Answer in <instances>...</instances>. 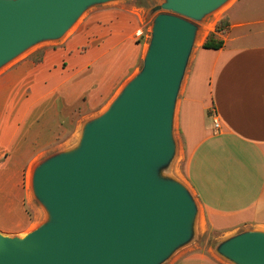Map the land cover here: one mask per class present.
<instances>
[{"label": "water", "instance_id": "1", "mask_svg": "<svg viewBox=\"0 0 264 264\" xmlns=\"http://www.w3.org/2000/svg\"><path fill=\"white\" fill-rule=\"evenodd\" d=\"M115 0H0V67L30 46L62 38L89 7ZM229 0H168L144 67L79 146L37 166L33 188L51 220L24 236L0 233V264H164L196 237V200L161 175L177 155L174 118L195 39L186 18ZM185 17V18H184ZM219 254L264 264V231L231 236Z\"/></svg>", "mask_w": 264, "mask_h": 264}, {"label": "crops", "instance_id": "2", "mask_svg": "<svg viewBox=\"0 0 264 264\" xmlns=\"http://www.w3.org/2000/svg\"><path fill=\"white\" fill-rule=\"evenodd\" d=\"M120 7L93 11L89 23L57 49L46 50L36 81L27 75L32 92L25 98L23 141L29 150L43 146L79 105L96 113L135 72L138 55L133 39L143 34L141 19ZM224 14L230 28L216 35L224 46L196 51L174 118V161L180 162L178 180L197 203V237L264 231V0H233ZM85 46L88 49L82 52ZM49 99L54 107L46 104ZM51 121L56 126L47 135L42 128ZM3 132L1 158L7 148ZM7 188L0 181L5 211L0 232L21 236L30 225L26 219H14L13 196H8ZM193 245L164 264H229L213 248Z\"/></svg>", "mask_w": 264, "mask_h": 264}, {"label": "rangeland", "instance_id": "3", "mask_svg": "<svg viewBox=\"0 0 264 264\" xmlns=\"http://www.w3.org/2000/svg\"><path fill=\"white\" fill-rule=\"evenodd\" d=\"M232 1L229 0L222 7L208 12L198 19L186 18L195 26V39L188 60L186 74L192 63L194 54L202 47L203 43L206 41V37L208 38V36L215 31L217 23L225 16L224 13ZM167 3L168 0H115L93 5L81 14L62 38L45 40L30 46L0 67V131H5L3 132V137L6 140L5 143H7L5 156L2 158L0 157V176H2L0 181H4L5 185H7L8 188L6 191L8 196H13L14 203L12 209L14 219H26L27 222H29L30 231L47 224L51 220V215L46 206L37 198L34 192L33 173L35 168L58 153L76 149L81 142L86 124L104 114L114 100L120 95L124 87L142 71L147 51L151 45L157 18L160 15L179 16L171 9L164 7ZM118 6H121L120 11L123 12L126 10L125 14L135 13V16L137 17L138 15V19H141L140 24L142 27L140 29H142L143 34L141 36L135 35L133 39V44L136 47L138 55V65L135 72L96 113H87L89 111L84 108L85 105H79V108L73 112L72 116L66 118L60 125H57L55 130L54 128L56 125L51 121L48 127L42 128V131L45 130L47 135L54 130L53 133L49 134L48 138L45 139L44 145L29 150L26 146L27 142L24 143L23 141L24 135L25 137L27 136L23 125L25 120V98L29 97L32 92L25 80L27 75L30 74L32 79L36 81L39 75V66L45 59L46 50L57 49L62 45L65 39L74 35L85 23H89L93 11L98 9L106 11L107 8L117 9ZM202 32L205 33V36L198 42V37ZM87 49V46L83 47L82 52H85ZM29 70L33 71L29 72ZM185 78L186 75L184 80ZM46 104L54 107L55 102L49 99L46 101ZM84 104H86V102H84ZM50 117L52 116L50 115ZM9 143L13 145L12 148H8ZM176 160L173 161L174 163L172 162L168 168L162 169L161 175L163 177L179 178L178 174L181 167L179 165V159ZM1 214L5 215V211L2 210V205L0 204V215ZM5 234L12 235L10 230ZM24 235L25 234L21 235V237ZM229 238H231V236L221 238L211 234L200 237L196 235L189 245L180 248L173 256L186 249L187 246L194 244V249L205 250L213 248L215 253L227 263L236 264L220 255L218 252L221 244Z\"/></svg>", "mask_w": 264, "mask_h": 264}, {"label": "trees", "instance_id": "4", "mask_svg": "<svg viewBox=\"0 0 264 264\" xmlns=\"http://www.w3.org/2000/svg\"><path fill=\"white\" fill-rule=\"evenodd\" d=\"M230 28V20L227 15L222 17L220 21L216 25V29L213 33H211L206 41L203 43L202 47L205 49H214L219 50L224 46V42L222 40H218L216 35L218 33H226Z\"/></svg>", "mask_w": 264, "mask_h": 264}, {"label": "bare ground", "instance_id": "5", "mask_svg": "<svg viewBox=\"0 0 264 264\" xmlns=\"http://www.w3.org/2000/svg\"><path fill=\"white\" fill-rule=\"evenodd\" d=\"M230 1H232V0H230ZM204 36H205V33L202 32V34L198 37V42H200Z\"/></svg>", "mask_w": 264, "mask_h": 264}, {"label": "built area", "instance_id": "6", "mask_svg": "<svg viewBox=\"0 0 264 264\" xmlns=\"http://www.w3.org/2000/svg\"><path fill=\"white\" fill-rule=\"evenodd\" d=\"M214 124L216 128H219V121L217 119L214 120Z\"/></svg>", "mask_w": 264, "mask_h": 264}]
</instances>
